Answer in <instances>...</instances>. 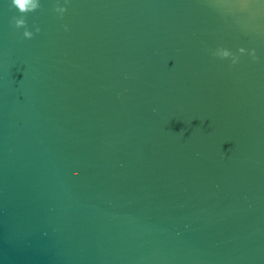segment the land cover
<instances>
[{
    "label": "water",
    "instance_id": "95a60500",
    "mask_svg": "<svg viewBox=\"0 0 264 264\" xmlns=\"http://www.w3.org/2000/svg\"><path fill=\"white\" fill-rule=\"evenodd\" d=\"M0 264H264V0H0Z\"/></svg>",
    "mask_w": 264,
    "mask_h": 264
}]
</instances>
